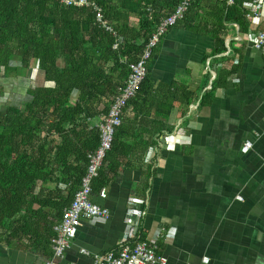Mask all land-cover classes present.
<instances>
[{"label":"crops","instance_id":"1","mask_svg":"<svg viewBox=\"0 0 264 264\" xmlns=\"http://www.w3.org/2000/svg\"><path fill=\"white\" fill-rule=\"evenodd\" d=\"M249 21L246 34L264 30L263 20ZM226 27V50L215 56L211 38L180 25L167 32L151 63L154 82H184L199 99L207 74V90L217 76L225 82L204 106L174 101L166 119L155 105L145 106L149 114L123 112L125 140L137 145L91 197L109 217L82 221L56 264H92L95 255L116 252L132 203L144 213L136 240L160 231L168 264H264V59L236 24ZM33 244L0 241V264H44L50 244Z\"/></svg>","mask_w":264,"mask_h":264},{"label":"trees","instance_id":"2","mask_svg":"<svg viewBox=\"0 0 264 264\" xmlns=\"http://www.w3.org/2000/svg\"><path fill=\"white\" fill-rule=\"evenodd\" d=\"M87 1L94 8L66 6L56 0H0L3 77H24L32 67L42 77L40 85L25 89L19 104L3 105L0 113V241L24 239L38 249L50 244L53 227L61 221L86 174L88 154L99 145L98 124L124 86L127 65L139 59L151 34L181 2ZM249 3L192 0L183 19L168 31L180 25L211 38V55L221 54L226 50V24H236L246 34L250 21L241 5ZM95 9L100 10V23ZM167 32L153 49L146 76L123 112L132 107L149 114L151 108L145 106L155 105V115L166 119L174 101L189 105L199 100V106H204L225 82L217 76L207 90V74L199 89H205L200 99L184 82H154L151 63ZM123 119L92 180V195L109 185L127 157L126 150L137 145L125 140Z\"/></svg>","mask_w":264,"mask_h":264},{"label":"built area","instance_id":"3","mask_svg":"<svg viewBox=\"0 0 264 264\" xmlns=\"http://www.w3.org/2000/svg\"><path fill=\"white\" fill-rule=\"evenodd\" d=\"M66 6L90 7L94 5L87 0H56ZM192 0H181L173 14L164 19L151 34L145 48L136 62L129 63L128 76L124 86L120 88L111 103L108 112L100 119L98 124L99 145L88 154V167L85 176L82 178L81 185L76 191L74 198L67 209L63 211L61 221L53 227L54 237L50 240L51 258L44 261V264H56V260L62 259L66 251L70 248L72 240L75 238L77 229L82 221L90 222L93 219H107L109 211L94 204L91 200L92 180L97 177L98 171L103 164L106 153L111 149L113 136L116 128L122 124V114L128 102L134 98L138 86L146 76V65L152 55L153 49L157 46L159 39L168 29L173 27L178 21L183 19ZM264 0H250L244 6L245 18L248 20L261 19ZM97 12V22L102 21L100 10ZM108 31L107 26L103 25ZM246 39L264 59V30L249 31ZM117 45L113 46L116 49ZM249 144H244V152L250 149ZM144 213L137 203H132L128 213L126 225L129 231L122 241L121 247L116 252H108L95 255L92 264H168L167 258L160 253L159 241L162 233L160 231L149 240L138 241L137 233L140 221ZM133 241V244L130 242Z\"/></svg>","mask_w":264,"mask_h":264},{"label":"rangeland","instance_id":"4","mask_svg":"<svg viewBox=\"0 0 264 264\" xmlns=\"http://www.w3.org/2000/svg\"><path fill=\"white\" fill-rule=\"evenodd\" d=\"M12 65L17 64L14 63ZM41 80L42 77L35 67L31 68V72L25 71L24 77L19 78L10 76L6 79L2 75V71H0V113L4 111L3 105H17L19 100H23L25 89L37 84L40 85Z\"/></svg>","mask_w":264,"mask_h":264}]
</instances>
